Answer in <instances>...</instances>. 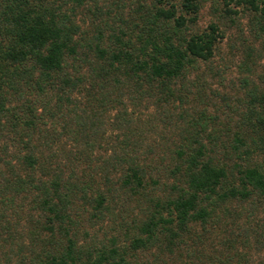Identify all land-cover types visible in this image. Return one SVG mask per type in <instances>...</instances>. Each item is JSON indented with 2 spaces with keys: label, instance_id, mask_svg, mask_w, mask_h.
Instances as JSON below:
<instances>
[{
  "label": "trees",
  "instance_id": "obj_1",
  "mask_svg": "<svg viewBox=\"0 0 264 264\" xmlns=\"http://www.w3.org/2000/svg\"><path fill=\"white\" fill-rule=\"evenodd\" d=\"M206 1L0 0V264H264V73L226 121L199 75H218L232 4L264 57V0L212 3L200 29ZM125 100L184 109L167 180L140 136L101 130L115 111L112 130L140 133Z\"/></svg>",
  "mask_w": 264,
  "mask_h": 264
},
{
  "label": "rangeland",
  "instance_id": "obj_2",
  "mask_svg": "<svg viewBox=\"0 0 264 264\" xmlns=\"http://www.w3.org/2000/svg\"><path fill=\"white\" fill-rule=\"evenodd\" d=\"M212 3L214 5L216 3L218 9L223 7L222 0L206 1L200 11L197 23L198 28L204 29L211 21L216 20V15L211 11ZM231 6L237 10L238 14L231 16L232 20L225 17L218 21L220 30L223 32V38L218 42L211 61L207 63V66L212 67V71L214 73L218 72V75L213 77L211 74H207L206 67L202 63L199 70V73H206L199 75L206 80L211 89L218 93V96H212L211 92L208 91V96L214 98V104H218L217 114L220 120L223 121H226L228 116L236 117L233 110L240 107L239 104L243 98V90L239 87L241 77L249 75L251 80L257 82L259 76L264 73V57H258L259 44L252 39L249 32L250 15L242 7H235L233 4ZM249 55L251 56L249 57ZM244 63L251 68L249 73L244 70ZM192 74L190 78L194 76ZM188 101L189 103L185 105L184 109L189 115L193 113V108H203L202 104L197 103L194 95L190 94ZM126 102L128 105L127 112L131 115L134 113L133 120L139 123L138 131L141 135L140 133H135L133 136H129L125 129L112 130L110 121L113 115L116 114L114 113L115 111L106 114L107 116L104 117L105 125L101 130H104L105 137H109L116 145V141L123 138L132 141L140 136L142 142L140 147L136 149L137 153L146 154L145 152L150 147L153 152L147 154V156L151 157V159L155 158V162L151 163L150 167L153 168L154 174L159 175L162 172L163 180H167L159 163V157L163 155L160 150H162L161 147H164L165 139L167 137L170 138L169 132L171 131L169 130L183 125L182 122H177V116L184 109L177 108V105L176 107L171 105L169 109H158L153 101H143L141 104L132 107L129 101ZM214 108L208 105L207 113L213 114ZM133 130L130 129V131Z\"/></svg>",
  "mask_w": 264,
  "mask_h": 264
}]
</instances>
